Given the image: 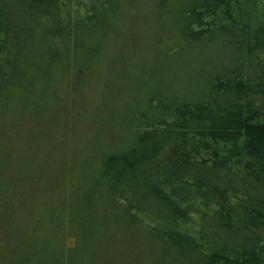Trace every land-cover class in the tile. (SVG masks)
I'll list each match as a JSON object with an SVG mask.
<instances>
[{
	"label": "trees",
	"instance_id": "obj_1",
	"mask_svg": "<svg viewBox=\"0 0 264 264\" xmlns=\"http://www.w3.org/2000/svg\"><path fill=\"white\" fill-rule=\"evenodd\" d=\"M7 129L0 264H264V0H0Z\"/></svg>",
	"mask_w": 264,
	"mask_h": 264
},
{
	"label": "rangeland",
	"instance_id": "obj_2",
	"mask_svg": "<svg viewBox=\"0 0 264 264\" xmlns=\"http://www.w3.org/2000/svg\"><path fill=\"white\" fill-rule=\"evenodd\" d=\"M113 53H111L110 55H112ZM118 58H119L118 56L116 58L113 57L116 66L109 64L111 61H107L108 63L106 64L108 66L105 72L106 77H104L100 82H97L94 85L92 84L91 87H93L94 90L88 89L85 94L76 97L72 112L74 113V117L76 118L74 122L77 124L78 127L85 128L90 126L92 123L93 126H95V124L98 123V125L102 127L104 131H106L107 129L109 131L115 130L121 127L119 122L111 121L110 124L108 121L106 122V115L108 113V108L111 107L112 104L119 99V97L120 99L128 97L127 94L123 91V86L125 85L129 87L128 85H130V82L125 81L123 79V81L117 83L114 81V79H112V75L116 74L118 71V66H119ZM120 85H121V89H120ZM119 92L120 95L118 94ZM132 95L134 96V91ZM113 112H114L113 115L116 118L119 115V112L117 111L116 108H114ZM23 126L25 129L29 128L28 123H24ZM4 134L5 137L10 140V142L5 141L4 143H0V150L1 148H7L6 150L10 153H13L14 151L12 150L11 147L14 146L13 144L15 143L14 141H17V143L21 142L23 146L25 145L24 142L28 140V133H24L22 138V136H20L18 132H16L15 130L7 129L4 131ZM19 136L20 138H18ZM9 149H11L12 151H10ZM22 154H26V150L23 151ZM12 157L10 158V161H13ZM36 160L38 162L42 160L41 149L37 150ZM64 242L66 245H71L73 244V239L72 237H66L64 239Z\"/></svg>",
	"mask_w": 264,
	"mask_h": 264
}]
</instances>
